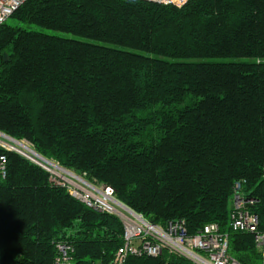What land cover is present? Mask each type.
<instances>
[{"label":"trees","instance_id":"trees-1","mask_svg":"<svg viewBox=\"0 0 264 264\" xmlns=\"http://www.w3.org/2000/svg\"><path fill=\"white\" fill-rule=\"evenodd\" d=\"M160 1H25L0 25V132L110 187L152 224L182 220L195 235L216 223L232 258L263 264L253 236L229 222L242 182L264 232V0ZM2 154L0 264H55L60 242L69 264H111L120 220Z\"/></svg>","mask_w":264,"mask_h":264},{"label":"built area","instance_id":"built-area-1","mask_svg":"<svg viewBox=\"0 0 264 264\" xmlns=\"http://www.w3.org/2000/svg\"><path fill=\"white\" fill-rule=\"evenodd\" d=\"M25 1L27 0H0V25ZM186 1L161 0L160 2L180 7ZM18 144L16 142L10 144L0 137V146L3 149L15 152L44 169L49 174L50 182L64 187L75 200L95 212L113 215L120 220L123 228L122 245L115 252L111 264H125L129 257L156 258L163 253L182 258L185 264H239L229 255L228 236L220 231L216 223L204 226L195 235H188L185 222L182 220L169 222L165 227L152 224L141 214L116 201L110 187L96 186L83 176L64 168L63 171L62 167L52 160L45 158L42 160L35 153L30 154L20 150L16 147ZM55 165L58 167H54ZM5 176L6 156L2 154L0 155V180L5 179ZM254 202L244 197L242 182H236L229 227L234 232L249 233L253 236L255 246L262 253L264 264V232L258 230V217L250 211V206ZM72 252V247L67 243H57L54 263L69 264Z\"/></svg>","mask_w":264,"mask_h":264},{"label":"rangeland","instance_id":"rangeland-1","mask_svg":"<svg viewBox=\"0 0 264 264\" xmlns=\"http://www.w3.org/2000/svg\"><path fill=\"white\" fill-rule=\"evenodd\" d=\"M8 23H12V20H8ZM26 28H29L31 30H37V31H41V29L39 27H36V26H26ZM46 33H50V34H54V35H58V36H61V37H65V38H74V39H80L78 37H76L75 35H72V34H67V33H59V32H54V31H44ZM229 61H235V59H215L214 62H229ZM0 137H2V139H6L7 142H9L10 144L12 142H16V143H19V144H24L25 146H27L29 149H31L36 155H38L42 160H45L44 157H42L39 153L36 152V150L30 146L29 144H27L26 142H23V141H17V140H14L10 137H8L7 135L3 134L0 132ZM17 148H19L20 150H24L23 148L19 147V146H16ZM23 153V152H22ZM42 162H45V161H42ZM49 167H53V166H50L48 165ZM54 167H58V166H54ZM60 168V167H59ZM61 169V168H60ZM44 170V169H43ZM63 170V168H62ZM67 170V169H66ZM45 171V170H44ZM64 171V170H63Z\"/></svg>","mask_w":264,"mask_h":264},{"label":"bare ground","instance_id":"bare-ground-1","mask_svg":"<svg viewBox=\"0 0 264 264\" xmlns=\"http://www.w3.org/2000/svg\"><path fill=\"white\" fill-rule=\"evenodd\" d=\"M18 146L23 148L25 152L27 153L30 152V154H34V152L31 149H29L27 146H25L24 144H18Z\"/></svg>","mask_w":264,"mask_h":264}]
</instances>
